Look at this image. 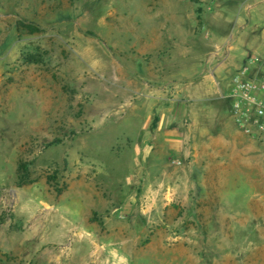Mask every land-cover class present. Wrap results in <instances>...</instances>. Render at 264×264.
<instances>
[{"label": "rangeland", "instance_id": "1", "mask_svg": "<svg viewBox=\"0 0 264 264\" xmlns=\"http://www.w3.org/2000/svg\"><path fill=\"white\" fill-rule=\"evenodd\" d=\"M244 2L0 0V264H264V148L194 99Z\"/></svg>", "mask_w": 264, "mask_h": 264}, {"label": "crops", "instance_id": "2", "mask_svg": "<svg viewBox=\"0 0 264 264\" xmlns=\"http://www.w3.org/2000/svg\"><path fill=\"white\" fill-rule=\"evenodd\" d=\"M218 19L222 20L223 18L225 21H228L231 24L230 27V32L225 33V35H231L234 34L236 29L235 38L233 39V43L237 42L238 46L245 47L247 49H244L242 51H239L236 53L234 56H231V51L235 48L233 46V43L231 45V50L229 52V55L227 59L231 62L232 66L237 69H241L244 67L247 63L250 57L256 56L259 58L260 63H257L254 67L257 70L256 77H260V75L263 67H264V51L262 52L261 48L264 45V0H245L244 4L240 7L239 10L235 14H225V13H219L217 14ZM247 18V22H243L244 18ZM258 27L262 28V34L257 31ZM253 36V37H252ZM258 36V37H257ZM252 37V45H250V38ZM239 49H237L238 51ZM245 64V65H244ZM236 73V71L234 72ZM207 79V75L203 77L202 82L205 83ZM213 91V90H211ZM215 91V90H214ZM213 91V93H215ZM194 98L197 101H219L220 99H225L224 96H194ZM193 99V98H192ZM230 106V104H229ZM211 113V116L213 117V123L218 124L220 126L221 134L220 137H218L219 140L222 141H227L229 140L232 144H234V147L242 149L245 151V153L252 152L256 147L255 144L257 143L258 146L261 145L263 148L264 146L254 140L253 138L249 137L247 134L243 132L240 128H238L230 114V109L229 112L226 115V120H223V111L219 108H213V109H208L204 108V117H209ZM207 120V119H206ZM228 123V128H229V133L234 134L232 137H229L228 139H225V135H223L225 126L224 123ZM260 147V146H259ZM262 149V148H261ZM264 152V149H262ZM261 160L262 163V158H256L253 155L252 156H247L245 158V161H251L250 164H253V161ZM260 198L261 202L264 200V187L261 189L260 192Z\"/></svg>", "mask_w": 264, "mask_h": 264}, {"label": "built area", "instance_id": "3", "mask_svg": "<svg viewBox=\"0 0 264 264\" xmlns=\"http://www.w3.org/2000/svg\"><path fill=\"white\" fill-rule=\"evenodd\" d=\"M259 62L256 56L231 77L224 96L230 103L235 125L264 146V75L256 77L251 67Z\"/></svg>", "mask_w": 264, "mask_h": 264}, {"label": "trees", "instance_id": "4", "mask_svg": "<svg viewBox=\"0 0 264 264\" xmlns=\"http://www.w3.org/2000/svg\"><path fill=\"white\" fill-rule=\"evenodd\" d=\"M1 261H3L2 259H1ZM2 263V262H1Z\"/></svg>", "mask_w": 264, "mask_h": 264}]
</instances>
